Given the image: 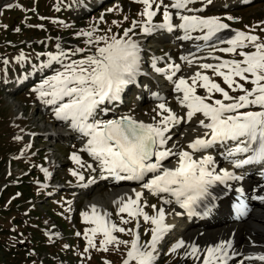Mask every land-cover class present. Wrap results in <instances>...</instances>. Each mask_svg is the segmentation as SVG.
Here are the masks:
<instances>
[{"label": "snow or ice", "instance_id": "1", "mask_svg": "<svg viewBox=\"0 0 264 264\" xmlns=\"http://www.w3.org/2000/svg\"><path fill=\"white\" fill-rule=\"evenodd\" d=\"M136 2L144 5L141 13L146 18L141 27L143 33H151L156 29H167L170 32L173 29H181L184 32L181 37L183 40L204 41V46L209 49L239 56L241 59L199 65L200 69H211L214 75L222 77L231 93L238 94H230L229 90L201 71H195L188 77L180 75L173 80V77L181 72V65L170 64L171 74L167 75V79L172 81L174 92L179 94L176 96V102L184 110L183 115L167 106L163 98L158 96L157 99L162 102L153 109L155 115L152 122L137 120L133 115L114 119L99 118L110 110L107 105L120 101L125 86L134 83L141 72L140 43L129 35L133 28L138 26L136 21H133V28L125 29L119 37L113 34L111 37L98 36L93 39L91 31L77 33V36H87L89 39L86 43L94 46V50L87 49L89 54L79 59L72 57L85 53V49L76 48L69 53L57 43L59 51L55 54L48 53L46 62L41 63L39 67H33V71L41 72L50 69L52 74L44 77L32 91L45 105L53 106L54 118L57 121L68 122L69 126L84 138L81 151L87 152L98 162L101 179L112 177L117 181H135L141 189L160 197L163 205L175 203L185 209L189 217L199 215L197 208L210 197L214 199L210 191L214 184H226L228 181L242 179L225 168L217 171L213 156L207 154L210 149L216 146L225 147L224 158L230 160L234 168L264 161V40L250 32L236 30H233L234 36L225 39L220 33L229 29V25L223 23L220 17L181 14V10L202 11L187 7L194 0H173L170 6L163 5V23L158 25L152 24V18L156 15L152 10L154 0ZM212 2L213 0H207L208 4ZM7 7L11 8L12 5L8 4ZM159 7L160 5H157V8ZM169 8L177 10L175 14L180 23H173V13ZM227 19L232 20L234 17L228 16ZM196 31L203 34L193 37L192 33ZM261 31H264V28ZM217 44L229 46L217 48ZM249 48L255 50H246ZM196 51H202V47L197 45ZM190 56L195 57V53L180 57L188 67L193 66ZM212 58L220 60L218 56ZM25 59L23 54L17 57L18 61ZM153 67L157 73L165 71L155 65ZM246 84L251 87H246ZM197 87L204 89L205 94H198ZM214 93H219L221 98L215 99ZM193 121L195 127L191 131L199 134L188 140L186 149L176 144L169 146L172 129L181 123ZM229 143L234 146L229 147ZM247 153L250 155L246 159H230L237 154ZM171 158H175V163L166 166L165 162ZM70 159L83 166L77 153H72ZM41 170L46 176H51L47 169ZM92 170L96 171L95 168ZM70 172L79 181L85 179L84 175L76 170ZM132 191L134 198L121 196L114 203L118 206L117 215L126 213L128 217L126 219L120 215V224L128 225L136 221L134 228H125L113 222L110 219L111 214L107 211L101 213L95 204L91 206V214H81L86 223L94 225L85 230V251L97 247L95 237L99 234L102 236V251H108L109 245L117 248L120 245L128 246L127 258L123 264H156L157 246L174 226L166 223L164 207L151 205L155 214L149 215L144 211L146 202L141 203L144 193L136 189ZM162 194H168L175 199L173 201ZM252 199L264 201V196H253ZM233 209L238 216H245L249 211L243 199L234 204ZM204 211L207 214L210 208L204 205ZM171 214L173 213H168ZM174 214L182 215L180 212ZM139 217L152 225L149 229L150 239L146 242H142L140 234L135 230L140 227ZM115 233L131 234L132 238L120 239ZM180 249H185V257L194 260H200V254L206 253L203 255L202 264H228L238 255L235 250L231 253L229 251L233 249L231 240H221L202 249L195 243L186 244L180 239L172 245L170 252L177 253ZM245 261H259L264 264V253L245 254L239 264H245Z\"/></svg>", "mask_w": 264, "mask_h": 264}, {"label": "rangeland", "instance_id": "2", "mask_svg": "<svg viewBox=\"0 0 264 264\" xmlns=\"http://www.w3.org/2000/svg\"><path fill=\"white\" fill-rule=\"evenodd\" d=\"M5 1L7 3H4ZM9 1L0 0V6H7ZM63 1L62 6H64L66 13L77 19H82L90 11L96 12L101 8H107L109 5L111 10L108 9L99 13L98 16H94V18L79 22L66 16L56 15L55 12L61 7L59 0H16V4H12L11 8L0 9V55L4 58L5 53V57L11 59L16 53L15 50H18L19 53V50L23 49V47L18 46L24 43L27 46L28 44L37 43V48L39 46L47 48L40 54L41 60L38 61L37 59L38 64L36 66L39 67L41 63L47 61V54L51 53L48 48L54 50L56 43H59L61 49L69 53L76 48H83L86 52L89 48L94 50L93 45L86 43L89 38L83 35L77 36V33L91 31L93 39L98 36L111 37L113 34L119 37L122 36L125 29L133 28L132 21H137L138 26L133 28V32L129 35L140 43L143 50H148L147 52L151 56L154 55L153 52L156 48H160L159 50H162L161 52L166 55L174 48V45H171L170 42L158 43L153 41L156 37L153 35L161 34L158 29V34L149 35L142 32L141 27L146 20L141 15L144 5L137 3L136 0H109L104 4H100L102 0ZM158 1L159 3H157ZM231 1L233 0H213L211 4H208L207 0H195L193 6L190 5L189 7L194 10L202 9V11H196V13L195 11H185L183 14L194 15L195 13L201 17H220L223 23L229 25V29H226L228 32L224 34L225 39L234 36L235 31L233 30H236L250 32L264 40V31H261L264 28V23H262L264 22V0H254L250 4L238 5H232ZM170 3L171 0H163L162 3L161 0H154L152 10L156 12V15L152 18L153 25L163 23V5H169ZM157 5H160V7L157 8ZM27 10L30 12H25ZM169 10L174 14L171 8ZM228 16H232L234 19L228 20ZM130 18L137 20L130 21ZM173 18L177 21L174 15ZM65 30L68 31L66 34ZM69 33H72V35H68ZM22 35H24V40L27 42H17ZM193 35H197V33L193 32ZM150 36L153 37L147 42V38ZM12 40L14 41L12 46L15 48L10 45ZM64 44L67 46L65 47ZM220 46L228 47L229 45L222 44ZM57 50L59 51V49ZM246 50L254 51L255 49L249 48ZM58 51H55V53ZM215 52L218 55L221 53L220 56L228 60L241 59L234 53ZM25 53L20 52L18 55L23 54L25 56ZM55 53L53 52V54ZM142 53L140 52V55ZM82 54L79 53V55ZM86 54L89 53L83 55ZM73 57L72 59L80 58V56ZM10 59H5L6 64L4 59L0 60V74L3 73V66L13 63V60ZM54 67L58 68L59 65H54ZM27 69L24 73L33 71V67L27 66ZM9 70L11 71L8 72L7 70L5 79L0 80V88L3 92L2 99L0 97V264H102L99 260L103 259L108 261L109 264H123L124 259L127 258L128 246L120 245L117 248L114 245H109L108 251H102L100 250L102 236L99 234L95 237L97 247L88 248V251H85L87 246L84 245V243L86 244L84 235L86 228L89 229V227L94 226L91 223H86L81 215L84 212L91 214V207L87 205V202L96 195L106 199L107 194L115 188L111 190L105 183H96L92 189L88 190L89 188L86 187L82 190L85 192L80 193V191H76V188L65 190L60 187L61 184L69 183V181L72 186L77 185L78 179L71 175L70 170L85 174L89 170V157L86 160L83 159L82 154L85 155L86 153L81 151L82 147L74 139L50 135L56 129L60 131V128L56 125L57 120L54 118L53 106L45 105L37 99L32 89L44 77L51 75L52 70L43 76H40L39 71L29 72L32 75V81L26 84L24 89L20 88L18 95H10L9 93L20 71ZM205 71L221 87L229 90L222 77L214 75L211 69ZM153 86L155 85L153 84ZM246 87H251V85L246 84ZM125 90L127 92L123 96L121 105L124 112L121 113L133 112L136 115L140 114L143 117L152 119L155 115L153 109L156 106L146 103L135 107V96H131L128 91L129 87H125ZM155 90L161 89L155 87ZM197 93L204 95L205 90L197 87ZM230 94L237 95L238 93H231L230 91ZM213 95L215 99L221 98L219 93ZM171 101H174V107H177L176 100ZM181 111L183 110L178 111L179 114ZM64 124L69 125L68 122H65L61 123V126L63 127ZM66 128L68 129L70 126ZM178 128L180 127L178 126L176 129ZM67 137H71V135H67ZM179 141L186 146V143L181 139ZM31 143L32 146L29 149ZM175 144L177 143L175 142ZM180 145L179 143L178 146ZM74 152L80 156L83 166L70 159L71 154ZM15 158L18 162L14 160ZM9 165L11 166L10 169H8ZM41 169H47L51 176H46ZM27 172L29 174L24 175ZM90 180L91 177L87 178L85 182ZM105 182L112 186L109 182ZM50 183H54V185L49 186ZM143 200L144 203L148 202L144 211L149 215L155 214V210L151 205L161 206L159 199L151 202L148 197H145ZM47 202L49 205H47ZM107 212L111 214L110 219L118 225L125 228L135 227V221L128 225L120 224V215H123L126 219L128 217L126 213L117 215L118 206L115 204H109ZM139 218L143 219L142 217ZM48 223L56 226L52 228V225H48ZM58 223L64 227V232L67 234L73 230L75 231V235L70 238L71 241L74 239V241H78V246L71 251V253H74L73 258L76 259L74 262L66 247L63 246L64 240H59L54 245L51 241L58 231H61ZM150 226H152L150 223H145V225L140 224V227L135 229L138 233L140 231L142 242L149 239V233L146 231ZM77 233H80V235H77ZM115 235L125 240H131L132 238L131 234L115 233ZM176 239L171 241L172 245L177 242ZM172 245L170 243L169 249H165L162 253L164 258L156 261V264H179L182 261L183 252L178 250L177 253H171ZM84 246L86 247L84 248ZM158 252H161L160 248ZM47 255L51 258L44 260ZM52 257H57L59 261H54ZM191 259L187 258L189 261Z\"/></svg>", "mask_w": 264, "mask_h": 264}, {"label": "bare ground", "instance_id": "3", "mask_svg": "<svg viewBox=\"0 0 264 264\" xmlns=\"http://www.w3.org/2000/svg\"><path fill=\"white\" fill-rule=\"evenodd\" d=\"M178 18V16H177ZM179 19V18H178ZM162 35V33L169 32V33H175V37L172 38L173 42L176 44H180L182 42L188 41V40H183L181 37H183L184 32L181 29H173L171 32L168 31L167 29H158ZM227 30H222L220 35H224ZM225 37V36H224ZM159 39V38H158ZM190 41V40H189ZM205 42L203 43L198 42L197 40H191V42L187 45L182 47V51L180 53L179 58L175 60V64H180L181 65V72L177 73L178 77L180 75H184L185 77H188L191 74H194L195 71H201L203 74L209 75L205 69H200L199 65L202 63H212V64H217L225 59L220 58V60H215L212 57H216L217 55L214 54L213 51L207 50L208 48L204 46ZM200 45L203 49L202 51L199 52L198 55L195 54V57H189L190 59H193V66L188 67L185 61L180 60L181 55H188L189 53H197L196 51V46ZM203 57V59H201ZM210 76V75H209ZM176 77V79L178 78ZM171 92V97L170 100H176V96L179 95L178 93H175L173 91ZM163 98L166 96V94L162 91L159 90L154 104H158L162 102L161 100L157 99V97ZM152 99V98H150ZM153 100V99H152ZM154 101V100H153ZM169 107H171L174 111H176L179 114V110L181 109L180 106L177 103V107H172L171 104H168ZM183 110V109H181ZM184 111V110H183ZM111 114L107 115V118H116L120 117L123 115H133L137 120H141L144 122H152V119L148 117H143L142 115L138 114L136 115L135 113H121L117 112L116 114L110 116ZM181 115V114H180ZM61 123H65L64 121H57V126H61ZM180 127V139L187 144L188 140L193 138L195 135L199 134V132H192L191 129L195 127V123L189 122L187 124L181 123L180 125L175 126L170 135L173 136V133L177 127ZM63 128L62 130H64ZM57 130V129H56ZM187 130V132H186ZM66 134L69 136H79L78 138L82 140L81 145L83 146L84 144V138L81 137L80 133L73 130L71 127L65 129ZM182 133H185V135H181ZM67 137V136H66ZM177 143V142H176ZM173 141H169V146L173 145ZM220 148V146H218ZM226 153V149L223 150L222 153L219 154L218 161L219 163H222L223 165L226 166V169L230 170L232 169V164L230 163V160H226L224 158ZM238 155V154H237ZM250 155V153H249ZM92 158V157H91ZM230 159H235L230 158ZM92 165L96 169V171H93L97 177H100V172H99V167H98V162L95 161L92 158ZM166 166H171L172 164L175 163V158H171L170 161H166ZM217 171H219L218 168H216ZM247 175V174H245ZM248 177V175L246 176ZM101 180V178L99 179ZM104 181L109 182L115 189H113L110 193L107 194V198H103L100 196H95L92 200L87 202L88 206H92L93 204L97 205L98 210L103 213L104 211H107V206L109 204H115V201L119 200L121 196H132L134 198V192L132 191L133 189H136L137 191H142L141 189L137 188V186H120L115 180H113L112 177H109L108 179H103ZM138 183H135V185ZM246 187L242 189H235L234 187L231 188V190L234 192L233 194H236L237 197H240L244 200V203L248 204L249 203V213L247 216L239 221L234 222H222V219L220 221L217 220L219 215L214 216L212 219H209L205 222H201L200 227H196V224L192 225L190 228L186 229H179V235H182L180 239H183L186 244H192L195 243L198 247L200 248H206L208 246H213L216 243H218L221 240H231L233 242V249H230V253L235 250L238 255L232 259L228 264H239V261L243 258V255L245 254H252V253H264V201L260 200H253V196H264V180L263 182H258L256 184H253L248 181L244 183ZM231 191V192H232ZM166 198H171L168 196V194H162ZM223 194L220 193L217 195L218 197H221ZM173 200V199H172ZM174 201V200H173ZM162 207L165 208L166 211V221L168 219L172 220L175 214L168 215L169 212L175 213V212H180L182 209L175 203L170 204V205H161ZM225 210L224 208L220 209V213H224ZM184 219L183 215H180L179 218ZM207 218V217H206ZM179 220V219H178ZM192 223V222H190ZM179 239V240H180ZM185 252V249H180ZM206 253H201V259L200 260H194L193 264H202V258L203 255ZM187 257L185 255L182 258V261L179 264H185ZM194 259V258H193ZM245 264H262V262L259 261H253V262H248L245 261Z\"/></svg>", "mask_w": 264, "mask_h": 264}, {"label": "trees", "instance_id": "4", "mask_svg": "<svg viewBox=\"0 0 264 264\" xmlns=\"http://www.w3.org/2000/svg\"><path fill=\"white\" fill-rule=\"evenodd\" d=\"M55 13H56V15L58 14L59 16H62V15L67 16V14H66V12H65L64 10H60V11L58 10V11H56ZM64 32H65V34H66L68 31L65 30ZM70 34H71V33H69L68 35H70ZM18 36H20V35H18ZM60 235H61V239L64 240V245H63V246L65 247V246H66V242H68V241H66V239H64L66 233L61 232ZM68 243H69V242H68ZM66 250H67V249H66ZM50 258H51V257H50L49 255H47V257H46L44 260H49ZM52 258H54V261H59L57 257H52Z\"/></svg>", "mask_w": 264, "mask_h": 264}]
</instances>
